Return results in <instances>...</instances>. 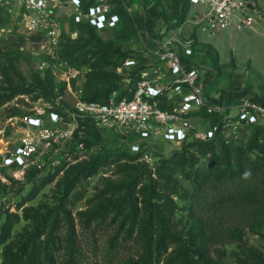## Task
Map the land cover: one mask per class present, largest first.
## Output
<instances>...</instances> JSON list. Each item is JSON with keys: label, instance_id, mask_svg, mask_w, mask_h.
<instances>
[{"label": "rangeland", "instance_id": "rangeland-1", "mask_svg": "<svg viewBox=\"0 0 264 264\" xmlns=\"http://www.w3.org/2000/svg\"><path fill=\"white\" fill-rule=\"evenodd\" d=\"M162 1L170 14L173 1ZM132 2L134 12H145L147 4L156 15L155 36L125 23L121 31L101 32L98 37L111 50L143 54L156 35L175 29L169 26L176 21L164 18L157 0ZM255 2L259 15L254 28L213 42L203 39L199 48L197 69L216 99L238 93L264 102V1ZM191 10L190 6L184 34L194 25ZM72 13L68 7L62 14L66 40L53 53L27 34L17 0H0V139L21 136L14 124L38 109L57 110L75 123L72 137L48 154L42 173L22 176L0 169V264H35L36 256L40 264H68L65 214L74 219L81 264H134L145 248L152 249L153 264H264V217L237 230L234 239L218 240L191 214L187 194L195 170L212 159L214 151L223 155L219 145L163 142L135 154L132 137L75 114L73 94L85 90L89 74L97 71L91 62L100 52L85 54L93 49L90 46L74 53L70 49L80 34L71 22ZM117 65L114 60L99 70L108 78H123L127 74H117ZM69 71L78 77L70 79ZM256 132V127L240 126L227 135V144L249 157L260 155L257 145L264 143V129L260 136ZM101 208L110 210L107 224L87 225L86 216ZM57 214L60 222L55 223ZM164 236L168 239L158 253ZM174 236L184 239L170 240ZM177 254L180 257L171 262ZM111 255L121 258L111 260Z\"/></svg>", "mask_w": 264, "mask_h": 264}, {"label": "built area", "instance_id": "built-area-1", "mask_svg": "<svg viewBox=\"0 0 264 264\" xmlns=\"http://www.w3.org/2000/svg\"><path fill=\"white\" fill-rule=\"evenodd\" d=\"M17 2L27 34L40 35L42 45L53 53L64 41L62 14L68 7L73 9L72 23H88L99 32L116 30L123 22V12L132 15L135 10L127 0ZM190 6L196 11L189 34L183 33L184 22L165 29L147 44L145 53L130 56L117 67L132 82L127 87L131 96L119 99L117 90L106 102L90 101L81 89L73 94L75 114L99 128L132 137L134 153L163 142L208 141L218 133L228 138L240 126L264 124L263 101L238 93L216 99L196 65L203 39L209 42L255 27L259 15L255 0H190ZM69 75L70 79L78 77L72 71ZM74 124L57 110L38 109L23 115L14 124L21 136L0 139V169L22 176L42 173L48 154L72 137Z\"/></svg>", "mask_w": 264, "mask_h": 264}, {"label": "trees", "instance_id": "trees-1", "mask_svg": "<svg viewBox=\"0 0 264 264\" xmlns=\"http://www.w3.org/2000/svg\"><path fill=\"white\" fill-rule=\"evenodd\" d=\"M132 4V0H127ZM172 11L169 14L164 7L162 0H157V6L166 20L173 19L175 25L169 27L181 25L189 11L190 0H172ZM145 12H134L132 15L127 12H123V22L121 25L112 32L121 31L125 27V23L135 28L147 29L152 36H155V18L153 14L147 9V4L144 6ZM74 27L78 30L79 37L70 45L73 53L76 50L90 46L93 49L87 51L93 55L99 56L91 62L94 69L97 71L90 73L87 78V83L84 90V98L86 100L94 101L100 100L106 102L109 96L119 90V99L124 96H131L128 88L131 83L127 82V75L123 78L113 77L108 78V73L103 70H99L107 66L109 63L118 61V65L122 66L124 61L130 57L136 55V53H120L110 49V45L102 41L97 31L88 23H73ZM32 38L35 41H40L42 37L40 35H33ZM65 36L64 41L65 42ZM62 43V44H63ZM71 51V50H70ZM111 51V52H110ZM116 57V59H115ZM217 58V57H216ZM116 67V68H117ZM117 74H126L118 72ZM134 76V75H133ZM44 87V86H43ZM11 95L1 102L10 99ZM248 127H256V136L261 135V131L264 129V124H254ZM204 146L219 145L223 153L222 156L218 155L215 151L212 153L213 157L210 160H206L205 165L199 166L195 170V178L193 181L192 190L187 197L189 198L190 211L193 217L197 218L208 228L212 229L213 237H217L218 240L222 239H234L236 231L245 225L258 223L264 217V143L257 145V149L260 155L255 157L247 156L245 150L241 148L230 149V145L227 144V138H224L221 133H218L216 137L211 140L203 141ZM193 142V141H190ZM257 142L252 141V145ZM206 154V150H204ZM138 154V153H135ZM186 196L185 194L183 195ZM110 210L101 208L86 216L87 225L96 223L97 226H103L107 224ZM57 214L55 223L60 222ZM63 220L68 225V264H81L82 250L80 244L77 242L78 237L74 226V219L71 215L65 214ZM216 220L219 223H216ZM46 226V222L44 223ZM41 227V224H37V228ZM42 235L43 231H39ZM117 236V234H116ZM155 235L151 238L154 239ZM181 238V239H180ZM113 239L117 240L116 237ZM149 236L147 235V240ZM166 236L162 237L158 244V253L162 246V243L167 240ZM182 237H170V240H182ZM127 240V237L125 238ZM140 240V239H137ZM119 244V242L117 241ZM145 253V254H144ZM143 258L134 262V264H153L152 249L149 251L145 248ZM180 257L177 254L171 262H174ZM111 260L121 258V255L110 256ZM35 264H40L37 261V256L34 259Z\"/></svg>", "mask_w": 264, "mask_h": 264}, {"label": "crops", "instance_id": "crops-1", "mask_svg": "<svg viewBox=\"0 0 264 264\" xmlns=\"http://www.w3.org/2000/svg\"><path fill=\"white\" fill-rule=\"evenodd\" d=\"M262 1H264V0H262ZM192 12L194 11V13H195V11H196V8L195 7H192V10H191ZM155 18H157L156 17V15H155ZM191 17H188L187 18V20H189ZM157 20V19H156ZM226 34H231V33H225V34H223V35H226ZM222 36V35H221ZM220 36V37H221ZM220 37H218V38H220ZM218 38H216V39H218ZM216 39H214V40H211V41H209V42H213V41H215Z\"/></svg>", "mask_w": 264, "mask_h": 264}]
</instances>
